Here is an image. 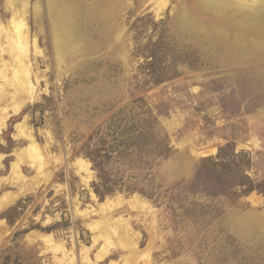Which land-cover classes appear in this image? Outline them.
<instances>
[{
	"label": "rangeland",
	"instance_id": "obj_1",
	"mask_svg": "<svg viewBox=\"0 0 264 264\" xmlns=\"http://www.w3.org/2000/svg\"><path fill=\"white\" fill-rule=\"evenodd\" d=\"M257 2L0 0V264H264Z\"/></svg>",
	"mask_w": 264,
	"mask_h": 264
},
{
	"label": "bare ground",
	"instance_id": "obj_2",
	"mask_svg": "<svg viewBox=\"0 0 264 264\" xmlns=\"http://www.w3.org/2000/svg\"><path fill=\"white\" fill-rule=\"evenodd\" d=\"M216 1V0H215ZM219 1V0H218ZM226 2H227V0H225ZM258 2H257V6L258 7H264V0H262V1H259V0H257ZM234 2H236V1H234ZM237 2H238V0H237ZM241 2V1H240ZM224 3L225 2H223V3H215V2H210L209 4H207L210 8H214L215 10L217 9V10H221L223 7H224ZM244 3V2H243ZM207 6V7H208ZM231 7H233V6H231ZM240 8V7H239ZM234 9H235V4H234ZM252 9V8H251ZM251 11V10H250ZM248 12V11H247ZM246 12V13H247ZM254 13V12H253ZM257 14H258V12H256ZM255 13V14H256ZM21 17V16H20ZM18 18V17H17ZM14 21V20H13ZM15 22H16V26H17V31H14V32H16V34H17V36H19L21 39H26L27 38V35L25 34V32L26 31H24L25 30V28H24V26L26 25V22L23 20V19H20V18H18V19H16L15 20ZM14 25H15V23H14ZM19 25V26H18ZM15 26V27H16ZM11 28V27H10ZM14 28V27H13ZM8 29V28H7ZM6 29V30H7ZM12 30V29H11ZM14 30V29H13ZM8 31V30H7ZM9 32V31H8ZM10 33V32H9ZM12 34V33H11ZM16 36V37H17ZM19 37H17V38H19ZM16 38V39H17ZM15 40V39H14ZM21 41V40H20ZM16 42V41H15ZM60 43V42H59ZM17 44V43H16ZM21 47H22V49H26V48H24V47H26L25 45H24V43H22V45H21ZM18 63L19 62H21V63H23L22 61H21V59H19V58H14ZM27 62V61H26ZM8 64V63H7ZM16 64V63H15ZM10 65V64H9ZM19 65V64H18ZM18 65H17V67H18ZM21 65V64H20ZM28 65V64H27ZM12 66V65H11ZM16 72V71H15ZM20 73V72H19ZM26 75V74H25ZM24 75V76H25ZM23 78H25V77H23ZM27 79V78H26ZM20 81V80H19ZM18 81V82H19ZM29 81V80H28ZM22 82V81H21ZM24 83V82H23ZM30 84V83H29ZM23 86H25V84L23 85ZM21 88V87H20ZM33 89V88H32ZM19 93V92H18ZM32 97V96H31ZM6 111H7V108H6ZM5 111V112H6ZM3 112H4V110H3ZM8 115V113H5V117ZM2 120H3V124H0V131L2 130V125H4V117H2L1 118ZM6 119H8V118H6ZM33 146H34V144H33ZM37 147H38V145H36ZM33 149V148H32ZM43 155V154H42ZM85 164V163H84ZM87 165V164H86ZM13 168V167H12ZM3 179V178H2ZM18 193V192H17ZM17 193H15V194H17ZM22 193H23V189H22V191L19 193V194H17L18 196L21 194L22 195ZM4 195L2 198H0V205L2 206V207H4L5 208V206H8V205H10V204H12L14 201H15V198L17 197V195ZM20 195V196H21ZM18 198V197H17ZM42 235V237L44 238V239H46V241H48V242H52L53 241V239H52V237H51V235L50 234H40V236ZM37 233H33L32 232V234L30 235V238L31 239H37ZM61 244V243H60ZM66 254V253H65ZM102 254H99V257L101 258L102 256H101ZM137 256V255H136ZM102 259V258H101ZM136 261V260H135ZM93 264V263H92Z\"/></svg>",
	"mask_w": 264,
	"mask_h": 264
},
{
	"label": "trees",
	"instance_id": "obj_3",
	"mask_svg": "<svg viewBox=\"0 0 264 264\" xmlns=\"http://www.w3.org/2000/svg\"><path fill=\"white\" fill-rule=\"evenodd\" d=\"M253 186H254L253 182L250 180V188H252ZM4 217H7L10 220V218L7 216V214H4Z\"/></svg>",
	"mask_w": 264,
	"mask_h": 264
}]
</instances>
